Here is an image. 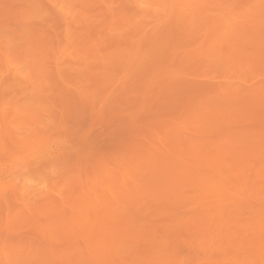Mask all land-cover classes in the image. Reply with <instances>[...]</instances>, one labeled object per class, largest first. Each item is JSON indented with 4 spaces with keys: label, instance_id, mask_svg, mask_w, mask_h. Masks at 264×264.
<instances>
[{
    "label": "rangeland",
    "instance_id": "1",
    "mask_svg": "<svg viewBox=\"0 0 264 264\" xmlns=\"http://www.w3.org/2000/svg\"><path fill=\"white\" fill-rule=\"evenodd\" d=\"M0 264H264V0H0Z\"/></svg>",
    "mask_w": 264,
    "mask_h": 264
},
{
    "label": "bare ground",
    "instance_id": "2",
    "mask_svg": "<svg viewBox=\"0 0 264 264\" xmlns=\"http://www.w3.org/2000/svg\"><path fill=\"white\" fill-rule=\"evenodd\" d=\"M261 22V21H260ZM209 27V26H208ZM249 27V26H248ZM251 40V39H250ZM232 46V45H231ZM240 49V48H239ZM237 61H239V59L237 60ZM224 68V67H223ZM168 88V87H167ZM257 97V96H256ZM200 104H201V102H200ZM196 112V111H195ZM261 113V112H260ZM192 115V114H191ZM155 120V119H154ZM195 126V125H194ZM251 133V132H250ZM242 134V133H241ZM240 135V134H239ZM245 135V134H244ZM261 135V134H260ZM249 136V135H248ZM156 140V139H155ZM214 140V139H213ZM252 140V139H251ZM263 142V141H262ZM153 143V142H152ZM239 143V142H238ZM240 145V144H239ZM167 150V149H166ZM241 150H243V149H241ZM156 154V153H155ZM196 154H197V152H196ZM189 155V154H188ZM252 155V154H251ZM193 156V155H192ZM124 157H126V156H124ZM190 157V156H189ZM250 156H248V158H249ZM254 157V156H253ZM139 158V157H138ZM163 158H164V156H163ZM262 158V157H261ZM81 159V158H80ZM165 159H167V158H165ZM36 161V160H35ZM118 161V160H117ZM170 162V161H169ZM175 162H176V160H175ZM220 162V161H219ZM218 162V163H219ZM117 163H119V162H117ZM140 164V163H139ZM151 164V163H150ZM177 164V163H176ZM176 164H174L175 165V167L174 168H172L173 170H177V172H178V169H176ZM178 164L180 165V167H183L180 163H179V161H178ZM188 164H190V163H188ZM156 165V164H155ZM183 165L185 166V163H183ZM187 165V164H186ZM203 165V164H202ZM120 166V165H119ZM118 166V167H119ZM188 166V165H187ZM187 166H185V167H187ZM184 167V168H185ZM178 168V167H177ZM119 169V168H118ZM160 169V168H159ZM103 170V169H102ZM140 170V169H139ZM143 170V169H142ZM165 170V169H164ZM170 170V169H169ZM180 170H182V171H180ZM210 170V169H209ZM135 171V170H134ZM179 171L180 172H178V173H182L184 170L182 169V168H180L179 169ZM190 171V170H189ZM244 171V170H243ZM159 172V171H158ZM191 172V171H190ZM189 172V173H190ZM208 172V171H207ZM117 173V172H116ZM157 173V172H156ZM171 173V172H170ZM186 173V172H185ZM195 173L196 172H194V175H195ZM191 174H193L192 172H191ZM194 175H191V177L192 176H194ZM197 175V174H196ZM195 175V176H196ZM180 176V175H179ZM194 176V177H195ZM199 177V176H198ZM73 178V177H72ZM195 178H197V177H195ZM111 179V178H110ZM193 179V177L191 178V180ZM95 180V179H94ZM180 180V179H179ZM195 180V179H194ZM230 180V179H229ZM242 180V179H241ZM103 181V180H102ZM118 181V180H117ZM197 181V180H196ZM114 182V181H113ZM142 182V181H141ZM174 182V181H173ZM118 183V182H117ZM136 183V182H135ZM148 183V182H147ZM243 183V182H242ZM127 184V183H126ZM115 185V184H114ZM125 186V185H124ZM257 186V185H256ZM159 188V187H158ZM114 189V188H113ZM255 189V188H254ZM89 190V189H88ZM119 191V190H118ZM105 194V193H104ZM108 194V193H107ZM120 194V193H119ZM223 195V194H222ZM110 196V195H109ZM108 196V197H109ZM261 196V195H260ZM225 198V197H224ZM257 198V197H256ZM74 199V198H73ZM104 199V198H103ZM110 199V198H109ZM76 200V199H75ZM111 201V200H110ZM139 201V200H138ZM210 201V200H209ZM104 202V201H103ZM106 202V201H105ZM86 203V202H85ZM116 204V203H115ZM263 204V203H262ZM86 205H88L87 203H86ZM202 206V205H201ZM95 207V206H94ZM85 208V207H84ZM96 208V207H95ZM110 208V207H109ZM230 208V207H229ZM88 210V209H87ZM110 210V209H109ZM221 210V209H220ZM260 210V209H259ZM99 211H101V210H99ZM192 212V211H191ZM222 213V212H221ZM108 214V213H107ZM113 214V213H112ZM118 214V213H117ZM126 214V213H125ZM76 215V214H75ZM262 215V214H261ZM83 216H84V214H83ZM86 217V216H85ZM192 217V216H191ZM230 218V217H229ZM254 218V217H253ZM97 220V219H96ZM100 220V219H99ZM102 221H103V219H102ZM77 222V221H76ZM93 222V221H92ZM174 223V222H173ZM262 223V222H261ZM164 224V223H163ZM224 224V223H223ZM230 224V223H229ZM263 224V223H262ZM99 225V224H98ZM175 225V224H174ZM233 225V224H232ZM72 226V225H71ZM154 226V225H153ZM219 226V225H218ZM224 226H225V224H224ZM99 227V226H98ZM141 227V226H140ZM146 227V226H145ZM105 228H106V226H105ZM118 229V228H117ZM151 229V228H150ZM168 229V228H167ZM238 229V228H237ZM58 230L59 229H57V232H58ZM96 230V229H95ZM99 230V229H98ZM107 231H108V229H106ZM110 230H111V228H110ZM262 230V229H261ZM97 231V230H96ZM106 231V232H107ZM118 231V230H117ZM230 231V230H229ZM233 231V230H232ZM110 232V231H109ZM120 232V231H119ZM103 233V232H102ZM149 233V232H148ZM181 233V232H180ZM224 233V232H223ZM257 233V232H256ZM261 233V232H260ZM103 235V234H102ZM101 235V236H102ZM111 235V234H110ZM228 235V234H227ZM247 235V234H246ZM107 236V235H106ZM171 236V235H170ZM204 236V235H203ZM127 237V236H126ZM113 238V237H112ZM115 238V237H114ZM148 238V237H147ZM174 239V238H173ZM239 239V238H238ZM109 240V239H108ZM151 240V239H150ZM234 240V239H233ZM111 241V240H110ZM157 241V240H156ZM231 241V240H230ZM99 242V241H98ZM152 242H153V240H152ZM173 242V241H172ZM227 242V241H226ZM234 242V241H233ZM182 244V243H181ZM99 245V244H98ZM178 245V244H177ZM207 245V244H206ZM111 246V245H110ZM172 246V245H171ZM102 247H104V246H102ZM106 247V246H105ZM165 247V246H164ZM185 247V246H184ZM160 248V247H159ZM174 248V247H173ZM209 248V247H208ZM175 249V248H174ZM154 250V249H153ZM152 250V251H153ZM169 250V249H168ZM263 250V249H262ZM260 251V250H259ZM160 252H161V250H160ZM176 252V251H175ZM236 252V251H235ZM89 253V252H88ZM108 253V252H107ZM150 253V252H149ZM155 253V252H154ZM158 253V252H157ZM144 254H146V252L144 253ZM178 254V253H177ZM155 255V254H154ZM158 255V254H157ZM110 256V255H109ZM144 256V255H143ZM239 256V255H238ZM243 256V255H242ZM83 257V256H82ZM108 257V256H107ZM147 257V256H146ZM169 257H171V256H169ZM142 258V257H141ZM147 258H149V257H147ZM167 259V258H166ZM149 260V259H148ZM158 260V259H157ZM215 260V259H214ZM249 260V259H248ZM260 260H261V258H260ZM147 261V260H146ZM208 261V260H207ZM254 261V260H253ZM177 262V261H176ZM255 262V261H254ZM171 263V262H170Z\"/></svg>",
    "mask_w": 264,
    "mask_h": 264
}]
</instances>
